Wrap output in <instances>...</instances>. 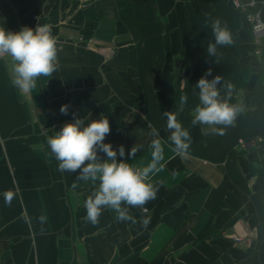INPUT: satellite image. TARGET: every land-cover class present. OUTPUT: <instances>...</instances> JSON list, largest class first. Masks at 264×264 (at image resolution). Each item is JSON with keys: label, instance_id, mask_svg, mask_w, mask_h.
Instances as JSON below:
<instances>
[{"label": "crops", "instance_id": "obj_1", "mask_svg": "<svg viewBox=\"0 0 264 264\" xmlns=\"http://www.w3.org/2000/svg\"><path fill=\"white\" fill-rule=\"evenodd\" d=\"M156 3L166 23L165 67L153 78L155 98H146L138 46L116 0H0V26L7 31L48 24L58 40L57 70L39 77L30 93L13 86L11 58L0 57V264H263L260 217L243 186L264 192V117L249 131L241 123L233 143L226 131H213L222 125L192 126L200 100L184 91L191 38L186 1ZM250 14L243 11L241 41L230 46L248 67L244 75L237 71V89L227 95L244 118L264 115V33L254 32ZM181 96H187L186 104ZM65 104L67 115L60 112ZM164 111L175 112L191 132L187 158L171 151ZM74 113L86 122L107 116L111 132L105 143L117 150L123 145L125 156L117 159L138 167L150 161L151 132H159L166 163L152 179L156 198L143 209L129 207L136 224L117 221L108 209L98 224L88 222L84 202L92 183L77 181L79 170L58 171L47 138ZM135 144L142 148L132 159L128 153ZM8 190L15 192L11 206L4 202ZM42 213L48 217L43 231L37 220ZM145 215L151 217L147 229L139 223ZM182 216L175 227L172 222Z\"/></svg>", "mask_w": 264, "mask_h": 264}, {"label": "clouds", "instance_id": "obj_2", "mask_svg": "<svg viewBox=\"0 0 264 264\" xmlns=\"http://www.w3.org/2000/svg\"><path fill=\"white\" fill-rule=\"evenodd\" d=\"M215 44H209L207 52L214 55L216 45H230L232 37L226 27H222L219 20L212 24ZM10 57L12 61V84L22 93H30L36 88L37 79L41 76L52 77L58 67V40L52 34V26L37 24L35 28L22 27L19 31H7L0 26V57ZM212 75L209 68L197 81L200 104L193 110L191 124L216 126L213 131L223 135L228 126L234 125L237 115L242 108L235 104H229L228 99H221L217 87L221 82L220 76L208 79ZM228 97L231 96L232 85H227ZM181 104L187 103V96L180 97ZM69 105H62L60 112L68 114ZM167 118L166 128L170 132L168 140L173 147L171 151L177 156L187 158L191 155L190 149L193 143L189 129L185 128L178 120L177 114L164 111ZM65 123L55 135L47 138V145L51 155L59 162L58 171L74 173L79 170L77 181L91 182L93 191L84 202L86 210L85 219L93 225L99 223V218L105 209L116 213L119 222L131 221L136 224L135 217L130 215L129 207L144 208L149 201L156 198L159 191L152 179L165 167L164 144L159 138V132L153 129V139L149 144L151 159L146 166L138 167L117 156H125V148L119 146L114 149L111 143H105V138L111 132L110 122L107 116L101 113L99 119L86 122V118H78ZM142 146L135 144L128 156L136 157ZM100 153L105 154L102 158ZM98 182V183H97ZM73 188L77 183L72 184ZM15 192L8 190L4 193L6 206H11ZM146 211V209H144ZM26 222H31L29 217H24ZM38 223L43 231L48 217L42 213ZM139 223L147 229L151 223L150 216H142Z\"/></svg>", "mask_w": 264, "mask_h": 264}, {"label": "trees", "instance_id": "obj_3", "mask_svg": "<svg viewBox=\"0 0 264 264\" xmlns=\"http://www.w3.org/2000/svg\"><path fill=\"white\" fill-rule=\"evenodd\" d=\"M188 10V21L190 24V52L187 60V69L190 76L186 81L185 90L193 100L199 99V89L196 87L197 81L204 75L207 69H212L209 80L215 76L221 77L220 84L217 85L220 97L227 98V85H232V90L236 88L234 75L240 70L242 75L248 66L240 64L239 59L232 54L230 46L241 41L240 28L242 25V13L244 10L256 13L260 11V16L264 17V4L258 3L246 8H237L229 5L228 0H185ZM120 18L127 25L138 46V70L143 84L146 98H155L153 88V78L155 74L161 73L165 67V47L163 33L166 29L165 21L157 11L156 0H116ZM219 20L222 27H226L232 37L230 45H216L214 55L207 52L209 44H215L212 24ZM205 21L206 25H205ZM251 25V23H250ZM252 27V25H251ZM247 66V67H246ZM244 69V70H243ZM238 76V74H236ZM242 77L240 78V81ZM237 89V88H236ZM229 100V99H228ZM264 115H254L251 118H244L237 115L234 125L228 126L225 131L231 143L240 137L239 131L244 129L249 131L250 124L261 119ZM264 127V122L260 123ZM240 125V126H239ZM258 126V127H259ZM224 127V126H223ZM253 199L261 221L263 232V242L261 248L262 261L264 264V192L251 193L243 186ZM183 216L172 222L177 227Z\"/></svg>", "mask_w": 264, "mask_h": 264}, {"label": "built area", "instance_id": "obj_4", "mask_svg": "<svg viewBox=\"0 0 264 264\" xmlns=\"http://www.w3.org/2000/svg\"><path fill=\"white\" fill-rule=\"evenodd\" d=\"M255 3H256V0L248 1L246 4H242L239 0H234L233 6L237 7V8H245L246 6L255 5ZM35 18L39 19V16L35 15ZM248 18H249V22L253 25L254 32L257 35L264 33V23L261 21L258 13L250 14V15H248ZM41 25H43V24H41ZM235 240L237 242H240V241H242V238L241 237H235Z\"/></svg>", "mask_w": 264, "mask_h": 264}, {"label": "water", "instance_id": "obj_5", "mask_svg": "<svg viewBox=\"0 0 264 264\" xmlns=\"http://www.w3.org/2000/svg\"><path fill=\"white\" fill-rule=\"evenodd\" d=\"M180 64H181L180 59H176V61H175V68L178 69L179 66H180Z\"/></svg>", "mask_w": 264, "mask_h": 264}, {"label": "rangeland", "instance_id": "obj_6", "mask_svg": "<svg viewBox=\"0 0 264 264\" xmlns=\"http://www.w3.org/2000/svg\"><path fill=\"white\" fill-rule=\"evenodd\" d=\"M206 22L208 21H205V25H206ZM249 127H253V125H250ZM226 141H222V144L225 145Z\"/></svg>", "mask_w": 264, "mask_h": 264}]
</instances>
